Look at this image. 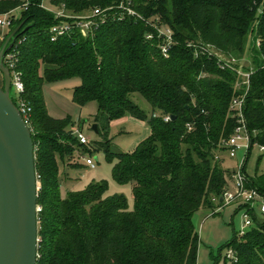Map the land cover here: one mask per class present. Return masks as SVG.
<instances>
[{
  "label": "trees",
  "instance_id": "obj_1",
  "mask_svg": "<svg viewBox=\"0 0 264 264\" xmlns=\"http://www.w3.org/2000/svg\"><path fill=\"white\" fill-rule=\"evenodd\" d=\"M119 1L52 0L72 13ZM132 2L146 19L159 18L173 30L176 43L168 57L154 27L144 20H109L92 36L75 32L52 40L50 29L59 18L43 0H0V14L13 18L7 36L21 26L10 51L17 52L23 97L32 106L40 186L37 264H198L199 234L192 216L201 208L215 211L225 205L219 200L233 174L225 165L224 143L237 125L230 103L246 89L248 150L254 143L264 149V0ZM150 33L153 39H147ZM248 35L254 51L249 88L237 86V71L222 68L217 57L201 49L196 55L188 45L210 44L241 58ZM74 77L81 81L74 100L98 104L96 124L104 139L92 147L115 160L116 181L135 183L133 209L123 194L106 196V182L62 196L61 165L77 166L72 160L91 154V148L73 134L71 120L50 116L42 85ZM136 94L149 102L151 117L135 102ZM126 116L147 119L151 130L132 152L113 150L108 139L111 122ZM247 178L248 186L264 194V178ZM228 246L235 255L232 264H264V223L235 233Z\"/></svg>",
  "mask_w": 264,
  "mask_h": 264
},
{
  "label": "rangeland",
  "instance_id": "obj_2",
  "mask_svg": "<svg viewBox=\"0 0 264 264\" xmlns=\"http://www.w3.org/2000/svg\"><path fill=\"white\" fill-rule=\"evenodd\" d=\"M43 6L50 11H57V6L52 0H43ZM262 11L263 5L258 8L257 12L259 14ZM14 14L19 17L21 10H17ZM252 38V35H248L247 48L241 58L253 66ZM40 74L43 76L42 68ZM80 82V78L74 77L54 82L44 80L42 85V95L50 116L71 120V123H74L71 126L72 130L82 126L84 134L90 140L86 145L91 148V154L88 156L96 162L95 168L88 167L81 154L80 157H75L72 160V163L77 166L71 167L62 164L60 167L62 196L66 197L69 190L85 189L93 182H106L108 185L106 196L123 194L128 200L129 208L133 209L135 206V183L116 181L113 172L115 160H109L104 149L94 150L92 147L95 141L104 139V132L99 133L93 129L98 112L97 102L90 101L85 105H80L73 98V90ZM13 94L12 88L11 95ZM134 100L147 113L148 117H151L152 108L149 102L141 94H136ZM150 132L147 119L126 116L113 120L108 133L110 147L117 151L132 152L141 141L150 135ZM242 136L243 147L238 150L236 157L231 158L226 152H223V156L226 157L225 165L230 169L244 166L246 176L262 179L264 178V149L254 143L248 150L249 142L244 133ZM256 213L253 225L244 226V209L238 203L225 205L215 211L210 208H201L196 211L192 220L199 234L198 264H232V248L228 244L234 238L235 233L240 234L242 230L247 231L258 226L259 223H264V214L258 209H256Z\"/></svg>",
  "mask_w": 264,
  "mask_h": 264
},
{
  "label": "built area",
  "instance_id": "obj_3",
  "mask_svg": "<svg viewBox=\"0 0 264 264\" xmlns=\"http://www.w3.org/2000/svg\"><path fill=\"white\" fill-rule=\"evenodd\" d=\"M59 21L52 25L51 39L56 40L58 37L63 35H69L72 33H79L82 36H92L98 31V29L109 20L121 21L126 17H134L141 19L149 23L154 27L157 32V36L161 38L159 44L161 52L164 56L168 57L172 46L176 43L173 30L160 24V19H146L138 10L133 7L132 0H120L118 4L107 6V7H93L90 10L84 11L83 13H72L65 9L64 6L57 7V11H53ZM13 23V18L10 13L0 14V27L10 29ZM147 39H153L154 34L150 33L146 35ZM189 46H193L196 49V55H198V49L207 52L218 58L219 64L222 68L229 67L241 76V81L237 83V86L244 84L249 88L250 76L253 73L254 67L244 61L243 58L228 57L222 52L215 49L210 44H193L189 43ZM5 63L10 70L11 74V89L13 88L14 98L17 101V106L22 113L26 123L30 126L32 106L23 97L24 92V81L22 72L17 68V52L9 51L5 56ZM247 92V89H246ZM246 92L241 95L233 97L230 103V111L236 118L237 125L234 132L225 141V152L234 158L237 156L239 149L243 147L241 144L243 140L242 133L245 134L246 140H248V149L251 143V137L248 131L247 122L245 118L244 108L246 101ZM166 121L170 120V116H165ZM188 130H192L193 126L191 123H187ZM73 134L78 138L80 143L88 145L90 140L86 134H84L82 127L73 130ZM90 154H82L85 164L90 168L96 167V162L90 156ZM233 180L228 188L222 193L219 202L222 199V203L225 205L238 203L244 209V226H252L253 218H256V209L260 210L264 214V194L257 188L248 186V178L243 172V166L238 167L233 171ZM218 201L217 199H214ZM246 231L242 230L240 234H244ZM232 258H235L232 250Z\"/></svg>",
  "mask_w": 264,
  "mask_h": 264
},
{
  "label": "water",
  "instance_id": "obj_4",
  "mask_svg": "<svg viewBox=\"0 0 264 264\" xmlns=\"http://www.w3.org/2000/svg\"><path fill=\"white\" fill-rule=\"evenodd\" d=\"M21 26L0 38V264H37L39 181L35 143L11 96V74L5 56ZM93 129L98 132L97 124ZM222 201V199H221Z\"/></svg>",
  "mask_w": 264,
  "mask_h": 264
},
{
  "label": "crops",
  "instance_id": "obj_5",
  "mask_svg": "<svg viewBox=\"0 0 264 264\" xmlns=\"http://www.w3.org/2000/svg\"><path fill=\"white\" fill-rule=\"evenodd\" d=\"M9 30L10 29H4L3 27H0V38L2 39V40H4L6 37H7V34L9 33ZM4 84V77H3V74H2V72L0 71V86H2L3 84ZM132 117V116H131ZM230 169V168H229ZM231 171H232V173H233V171L235 170V169H230ZM231 184V183H230ZM222 202V201H221ZM225 206V205H224ZM223 207V206H222ZM221 206L220 207H218V208H216V210L218 209H221L222 208Z\"/></svg>",
  "mask_w": 264,
  "mask_h": 264
}]
</instances>
